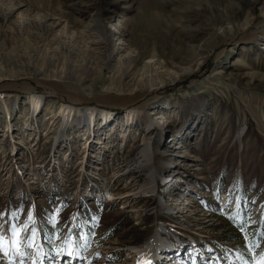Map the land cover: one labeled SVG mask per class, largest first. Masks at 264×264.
<instances>
[{
	"label": "rangeland",
	"instance_id": "374dc122",
	"mask_svg": "<svg viewBox=\"0 0 264 264\" xmlns=\"http://www.w3.org/2000/svg\"><path fill=\"white\" fill-rule=\"evenodd\" d=\"M262 233L264 0H0V264H255Z\"/></svg>",
	"mask_w": 264,
	"mask_h": 264
},
{
	"label": "bare ground",
	"instance_id": "6f19581e",
	"mask_svg": "<svg viewBox=\"0 0 264 264\" xmlns=\"http://www.w3.org/2000/svg\"><path fill=\"white\" fill-rule=\"evenodd\" d=\"M92 21L94 23H92V22L87 23L85 25V29L92 30V28L95 26L96 20L93 19ZM226 29H230V27L227 26L224 30H226ZM109 31H108V34L110 35L111 31H110V33H109ZM106 34L107 33H105L104 34L105 36H103L104 37L103 41L105 42V45L108 48V52H107L108 56L107 57H111L113 54L117 53L119 51V49H121L120 46H118V44L121 43L122 38L119 37L118 39H121V40H118L117 43L116 42L112 43L111 40H110L111 38L108 39L109 35L108 34L106 35ZM203 49H204L203 45L202 44H198L196 46V50L195 51H194V49L193 50L192 49L186 50L185 58H187V59L189 58V59L186 61L185 66L183 67L184 68L183 69L184 72H188V71H190V70H192L194 68H198L200 66V64H201V62L203 60V56H202ZM141 53H142V51H140L138 49V54L142 55ZM128 62L129 63H128L127 66H130L131 63H133L134 61L129 60ZM164 62H166V59L155 55V53L153 51H151L150 57L147 60H145L143 65L145 67H147V68L156 69V68L162 67ZM141 95H143V94H138V93L134 94L133 96H131L130 99L133 100L135 97H139V96L141 97ZM25 99L27 100V102L30 103L31 108H32L31 109L32 112H34L36 114V113H38L40 111L41 106L43 105V96H40V95H37V94H30V95H27L25 97ZM57 112L62 117L63 126H65L66 124H72L73 122H75L77 124L83 123L84 120H85L86 124L93 126L94 125V119L96 117L100 116L105 121H109L111 118H113L112 115L108 112V110L96 109L95 107H77V106H73V105H69V104H60L58 106V108H57ZM139 115H140V110H137L135 108H126L125 111L122 112L121 116L125 118L126 122H128V121L131 122L132 120H134ZM157 122H159V121H157ZM156 166L157 167L159 166L158 162H157ZM152 173H153L152 170H150L149 177L151 178V180L153 179V174ZM106 196L108 198L112 199L113 198V192L110 191V190H107ZM151 244H152V242L150 240H148V241H146L144 243V246H146L147 249H150ZM135 249H134V251H135ZM158 252H160V253H158L159 254V260H160V259L163 258L162 254L165 253V252H163L162 250L158 251ZM165 254H166V255H164L165 257L167 255H169L168 253H165Z\"/></svg>",
	"mask_w": 264,
	"mask_h": 264
},
{
	"label": "snow or ice",
	"instance_id": "6c2138e0",
	"mask_svg": "<svg viewBox=\"0 0 264 264\" xmlns=\"http://www.w3.org/2000/svg\"><path fill=\"white\" fill-rule=\"evenodd\" d=\"M13 231H15V229H13ZM262 235H264V233H262ZM81 239H84V238L82 237ZM246 241H247V237H246ZM63 243L66 245V247L61 249V251H66L68 252L69 255H72V256H77L79 254L78 249L72 247L70 238H66L63 241ZM3 245H4L3 238L0 237V250H3ZM12 247L16 248L21 256L24 255L23 251H20V248H19V237L18 236L16 240L12 242ZM81 247H83V245H81ZM248 250L250 252L254 251V246L252 244H249ZM254 261H255V264H264V252L260 253V257L258 260L254 258ZM33 264H36V262L34 261Z\"/></svg>",
	"mask_w": 264,
	"mask_h": 264
}]
</instances>
